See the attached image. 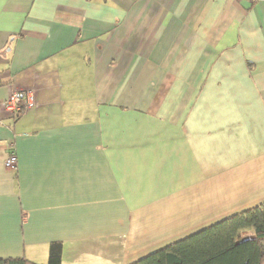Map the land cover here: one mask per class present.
I'll use <instances>...</instances> for the list:
<instances>
[{
  "label": "crops",
  "instance_id": "crops-1",
  "mask_svg": "<svg viewBox=\"0 0 264 264\" xmlns=\"http://www.w3.org/2000/svg\"><path fill=\"white\" fill-rule=\"evenodd\" d=\"M30 88L2 258L131 264L264 202V0H0V101Z\"/></svg>",
  "mask_w": 264,
  "mask_h": 264
},
{
  "label": "trees",
  "instance_id": "trees-1",
  "mask_svg": "<svg viewBox=\"0 0 264 264\" xmlns=\"http://www.w3.org/2000/svg\"><path fill=\"white\" fill-rule=\"evenodd\" d=\"M62 243L50 245L47 264H61ZM0 264H38L2 258ZM131 264H264V202L176 240Z\"/></svg>",
  "mask_w": 264,
  "mask_h": 264
},
{
  "label": "built area",
  "instance_id": "built-area-1",
  "mask_svg": "<svg viewBox=\"0 0 264 264\" xmlns=\"http://www.w3.org/2000/svg\"><path fill=\"white\" fill-rule=\"evenodd\" d=\"M258 2L260 0H252ZM35 106V90L34 89H16L10 95L0 101V108L8 114L22 113L27 109ZM5 167L9 170L16 171L18 169V157L16 150L12 147L10 153L5 159Z\"/></svg>",
  "mask_w": 264,
  "mask_h": 264
}]
</instances>
